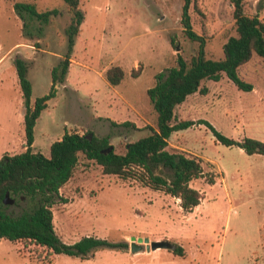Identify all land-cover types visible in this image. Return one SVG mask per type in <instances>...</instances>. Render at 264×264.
<instances>
[{
    "label": "rangeland",
    "instance_id": "374dc122",
    "mask_svg": "<svg viewBox=\"0 0 264 264\" xmlns=\"http://www.w3.org/2000/svg\"><path fill=\"white\" fill-rule=\"evenodd\" d=\"M16 1L33 2L39 11L57 8L59 13L47 23L25 13L31 27L24 30ZM245 3L247 14L264 19V0ZM183 5L184 0H80L85 19L67 81L57 86L37 120L34 150L49 156L52 142L65 132H93L109 136L123 153L127 143L149 134L147 126H157V114L147 90L158 73L176 64L179 54L190 58L199 46L185 33ZM233 9L231 0H196L191 6L193 30L206 38L207 57L225 56L224 44L236 35ZM72 17L65 0H0V158L26 149L25 106L15 59L29 65L32 100L48 93L51 69L67 51L65 30ZM116 65L125 76L112 85L106 72ZM240 74L254 85L252 91L239 89L226 75L218 81L206 79L202 85L209 91L188 95L175 110L177 119H203L229 138L264 142V59L254 55ZM124 121L135 126H124ZM169 144L202 161L204 175L190 183L202 199L192 210H183L181 199L163 190L104 174L101 165L81 154L52 207L56 233L67 244L93 236L128 242L129 247L102 246L85 258L60 253L47 262V248L0 238V264H264V154L223 144L206 124L174 131ZM154 172L168 178L172 174L162 165ZM211 177L214 181L208 180ZM30 205L24 199L4 210L18 215ZM132 236L151 241L163 237L184 247L185 254L148 250L145 245L134 252Z\"/></svg>",
    "mask_w": 264,
    "mask_h": 264
},
{
    "label": "trees",
    "instance_id": "16d2710c",
    "mask_svg": "<svg viewBox=\"0 0 264 264\" xmlns=\"http://www.w3.org/2000/svg\"><path fill=\"white\" fill-rule=\"evenodd\" d=\"M73 13L71 23L66 28L67 51L59 63L51 69L50 91L32 100L33 84L29 78V65L17 57L15 65L24 98L25 150L20 153H5L0 158V238L12 241H30L34 245L47 248L45 258L51 262L54 255L66 253L85 258L94 249L102 246L129 247V243L117 244L106 239L85 236L74 244L63 242L55 231L52 210L61 188L73 177L83 154L87 159L101 165L104 174L118 175L124 179H135L154 189L163 190L180 198L185 211L192 210L202 199L201 192L191 186V181L204 175L202 161L183 150L170 148L169 138L174 131L193 125L206 124L223 144L237 145L248 154H264V142L245 137L241 140L229 138L215 129L208 121L200 119H177L176 108L188 95L200 92L206 94V79L220 80L226 75L239 89L252 91L254 85L245 81L240 70L252 60L254 55L264 59V19L259 14L246 13L245 0H231L236 35L229 36L224 44L223 58L213 59L206 54V38L193 30L190 8L196 0H184L183 24L188 38L199 44L196 52L187 58L179 54L176 64L166 72L156 75V83L148 90V96L157 114V126L148 125L149 134L127 143L125 152H117L109 136H97L93 132H65L62 138L51 144L50 155L34 150L35 126L48 101L57 94V86L67 81L71 56L77 36L85 19L80 0H65ZM14 7L24 20V30L31 27L25 13L30 18L49 22L51 15H57V8L39 11L37 5L29 1H16ZM171 43L177 46L175 39ZM134 76H138L135 71ZM121 66H112L106 72L110 84L118 85L124 79ZM114 125H120L111 120ZM124 126L135 123L124 121ZM110 146L111 151L104 153ZM162 165L172 171L170 178L154 172ZM208 180L214 181L211 177ZM15 204L24 199L31 205L18 215L5 212L6 195ZM174 254L184 255V247L175 245Z\"/></svg>",
    "mask_w": 264,
    "mask_h": 264
},
{
    "label": "water",
    "instance_id": "95a60500",
    "mask_svg": "<svg viewBox=\"0 0 264 264\" xmlns=\"http://www.w3.org/2000/svg\"><path fill=\"white\" fill-rule=\"evenodd\" d=\"M179 49V47L177 48ZM113 149V146H110L104 153H107L108 151H111ZM5 204H12L14 203V200L10 198V195L7 194L5 199H4ZM146 246L148 250H157L160 248H166V249H174L175 244H173L171 241L166 240V239H161V240H150L148 237H136L132 236L131 237V247L132 251L137 252L143 248V246Z\"/></svg>",
    "mask_w": 264,
    "mask_h": 264
},
{
    "label": "crops",
    "instance_id": "0c3cea01",
    "mask_svg": "<svg viewBox=\"0 0 264 264\" xmlns=\"http://www.w3.org/2000/svg\"><path fill=\"white\" fill-rule=\"evenodd\" d=\"M192 182V181H191ZM161 238H163V237H158V238H156V240H160Z\"/></svg>",
    "mask_w": 264,
    "mask_h": 264
}]
</instances>
